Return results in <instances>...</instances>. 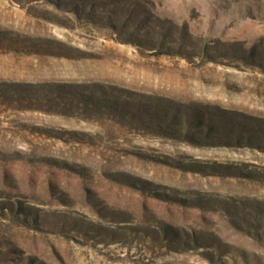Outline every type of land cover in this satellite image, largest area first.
Listing matches in <instances>:
<instances>
[{"label":"rangeland","instance_id":"374dc122","mask_svg":"<svg viewBox=\"0 0 264 264\" xmlns=\"http://www.w3.org/2000/svg\"><path fill=\"white\" fill-rule=\"evenodd\" d=\"M0 264H264V0H0Z\"/></svg>","mask_w":264,"mask_h":264}]
</instances>
